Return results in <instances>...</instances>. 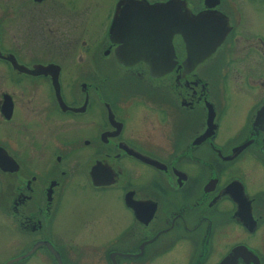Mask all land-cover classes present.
Wrapping results in <instances>:
<instances>
[{"label": "flooded vegetation", "instance_id": "flooded-vegetation-1", "mask_svg": "<svg viewBox=\"0 0 264 264\" xmlns=\"http://www.w3.org/2000/svg\"><path fill=\"white\" fill-rule=\"evenodd\" d=\"M169 1L0 0V264H264V39L181 0L215 51L121 64L129 6Z\"/></svg>", "mask_w": 264, "mask_h": 264}, {"label": "water", "instance_id": "water-1", "mask_svg": "<svg viewBox=\"0 0 264 264\" xmlns=\"http://www.w3.org/2000/svg\"><path fill=\"white\" fill-rule=\"evenodd\" d=\"M173 3L182 2L170 0L158 6L145 4L129 6L134 14L126 15L124 24L122 23L125 29L124 44L128 51L117 56L121 64L127 65L124 63L125 60L132 63L143 60L151 67L153 65L151 61L155 56L145 54L143 50L152 48L153 44L160 41H166L171 48V40L175 35L181 36L184 40L190 64H197V60L198 62L206 60L221 44L227 32L225 29L219 31L223 24L219 23L213 15L202 13L191 15L184 6ZM114 27L112 37L116 36L117 20ZM202 42L205 44L203 50L206 53L197 56L195 53L197 54L202 49L200 48ZM151 74L153 76L161 75L155 72Z\"/></svg>", "mask_w": 264, "mask_h": 264}, {"label": "rangeland", "instance_id": "rangeland-1", "mask_svg": "<svg viewBox=\"0 0 264 264\" xmlns=\"http://www.w3.org/2000/svg\"><path fill=\"white\" fill-rule=\"evenodd\" d=\"M81 3L82 0H76ZM245 17L242 23L250 33H256L264 39V3L261 0H239Z\"/></svg>", "mask_w": 264, "mask_h": 264}, {"label": "bare ground", "instance_id": "bare-ground-1", "mask_svg": "<svg viewBox=\"0 0 264 264\" xmlns=\"http://www.w3.org/2000/svg\"><path fill=\"white\" fill-rule=\"evenodd\" d=\"M179 1H181V0H179ZM173 4H175V5H178L179 6V3H173ZM173 13V12H172ZM178 13V12H177ZM216 22V21H215ZM220 28H222L223 29V27L221 26ZM203 43V42H202ZM205 51V50H204Z\"/></svg>", "mask_w": 264, "mask_h": 264}]
</instances>
